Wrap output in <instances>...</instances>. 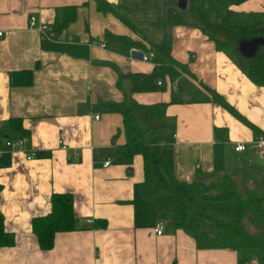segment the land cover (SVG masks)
I'll use <instances>...</instances> for the list:
<instances>
[{"label": "crops", "instance_id": "1", "mask_svg": "<svg viewBox=\"0 0 264 264\" xmlns=\"http://www.w3.org/2000/svg\"><path fill=\"white\" fill-rule=\"evenodd\" d=\"M105 1L135 21L141 34L99 10L95 0H0V214L14 237L12 246L0 247V264H264V257L243 262L232 249L204 248L199 235L176 227L182 199L159 169L156 182L145 181L141 155L118 159L123 119L105 108L112 102L165 103L164 116L153 121L166 126L155 129L153 139L159 156L172 152L176 178L218 181L226 175L243 197L259 192L264 204V154L254 146L264 136V86L195 25L171 26L166 33L146 27L145 17L130 12L149 0ZM64 6H75L76 18L53 33ZM235 8L264 12V0H241ZM30 16L48 25V34L31 28ZM165 34L172 57L186 70L158 79L163 87L156 90L131 91V76L150 77L154 63L134 58L133 46L118 38L159 41ZM11 118H20L28 133L23 147H6L9 137H1ZM237 143L245 149L236 151ZM52 193L72 196L78 229L56 233L52 248L42 250L31 222L50 212ZM223 202L231 208L217 207ZM198 205L224 218L234 211L231 201ZM187 218L212 235L209 219ZM157 223L164 226L160 235L153 232Z\"/></svg>", "mask_w": 264, "mask_h": 264}, {"label": "trees", "instance_id": "2", "mask_svg": "<svg viewBox=\"0 0 264 264\" xmlns=\"http://www.w3.org/2000/svg\"><path fill=\"white\" fill-rule=\"evenodd\" d=\"M99 10L111 11L116 14L135 33H140L135 21L118 13L115 8L105 0H95ZM173 0L167 9V23L170 26L191 23L199 28L208 39L214 42L216 48L226 53L239 67L244 70L248 78L255 84L264 86V44L258 48L257 53L245 59L238 51L241 41L254 37L264 38V12L244 11L235 8L241 0H187V7L181 11L173 7ZM199 1V6H196ZM193 17H199L206 23V29L189 20L184 13ZM212 15V19L208 16ZM189 17V16H188ZM76 18L75 6H64L57 10L51 32L58 33L66 28ZM50 31V30H49ZM139 35V34H137ZM159 41H154L146 36L142 39L132 40L127 37H116L130 48L137 47L144 52H152L154 72L148 77L144 75L131 76L130 90L143 92L156 90L163 87L156 81L168 76L171 79L177 77L180 71H185V66L178 64L171 55V45L168 35ZM107 36V34H106ZM147 41L148 45L146 44ZM155 80L151 85L149 79ZM214 99L217 95L212 93ZM219 100V99H218ZM230 110L235 116L238 113ZM165 103H156L152 106H144L135 102L107 103L108 111L118 112L123 119L125 142L116 146V155L120 160H130L135 155H141L144 163V178L147 182L157 181V170H161L167 179V188L182 199L181 210L174 215V225L189 234H197L202 239L204 248H229L238 254L239 260L245 262L253 258L264 257V204L263 196L259 192L248 191L245 198L237 190L236 184L223 175L220 180L211 182L205 186L201 181H179L174 174L172 152L167 149L164 156L157 154L156 143L153 139L155 129L153 124L156 118L164 116ZM8 126L1 132V137L8 135L13 138L27 137L28 133L22 128L20 118H11ZM8 139V138H7ZM215 184L224 186L214 190ZM231 201L234 203V211L230 218L216 214L215 210L207 212L198 203ZM51 210L45 215L32 219L31 226L38 246L42 250L52 248L54 236L58 232L73 231L78 229V221L74 214L72 196L68 193H52ZM193 214L206 217L211 221L212 235H207L204 230L195 227L188 221V215ZM101 227L105 223H101ZM14 237L4 229V220L0 214V247L12 246Z\"/></svg>", "mask_w": 264, "mask_h": 264}, {"label": "rangeland", "instance_id": "3", "mask_svg": "<svg viewBox=\"0 0 264 264\" xmlns=\"http://www.w3.org/2000/svg\"><path fill=\"white\" fill-rule=\"evenodd\" d=\"M172 2L174 3L173 4L174 9L176 11H178V9L176 7L177 0H173ZM145 5L146 6L142 7L141 9H138V10L135 9V10H133L131 12L129 11V12L130 13H134V14L135 13H138V14H141V16L145 17L146 18V21H147L146 27H149V28H152V29L154 28L155 29L158 26L159 28H161L163 30V33H166V29H170L171 28V26L166 22V18H167V8L169 6V3H167V0H155V1L154 0H149L148 2L145 3ZM154 6H155V8H156V10L158 12L157 11H154L153 12V15L148 17L147 14L149 13V9L154 8ZM196 6L197 7L199 6V1H196ZM130 15L132 16V18L134 17L132 14H130ZM184 15H186L189 20L193 21L194 23H196L199 26H201L204 29H206L207 23L203 19H200L197 16L196 17H193V16H191V14H189L187 12H185ZM208 17L210 19H212V15L211 16H208ZM150 24L153 25V26H151ZM156 38H160V37L158 36ZM201 182L205 186H208V185L211 184V182H214L215 183L216 181H209L208 179H204ZM222 187L224 188V186H219V185L215 184L214 190L216 191V190L222 189ZM243 198H245V197H243ZM221 206H222L223 211H225L228 208H231L232 203L223 202V203H220V204L217 205V207H221ZM229 213L230 214L225 213L227 215V218H230L232 216V214H231L232 212H229Z\"/></svg>", "mask_w": 264, "mask_h": 264}, {"label": "built area", "instance_id": "4", "mask_svg": "<svg viewBox=\"0 0 264 264\" xmlns=\"http://www.w3.org/2000/svg\"><path fill=\"white\" fill-rule=\"evenodd\" d=\"M28 24L31 28H35L37 29L39 32H41L43 35H46L47 32L49 31L50 27L46 24H38L36 21V18L34 16H30V18L28 19ZM2 34V32H0V35ZM101 46H104L103 44H101ZM135 52H140L142 53V59L146 60V61H151V59L153 58V54L152 53H148V52H143L141 51L139 48L137 47H132L131 48V54L133 55V53ZM161 82L158 81L157 84H160ZM94 119L98 120L99 119V114H94ZM24 139L23 138H17L14 141L11 140H5L4 144L6 147H11L13 145H19V146H24ZM60 145L62 146L63 149H66L67 147L63 144L62 141L59 142ZM254 146L257 149L259 154H264V136H258L257 138L254 139ZM234 149L236 151H242L245 149V145L243 143H237L234 146ZM32 157V152H30L27 156V159H30ZM109 160H105L103 162V166H107L109 164ZM163 224L162 223H157L154 228H153V232L157 235H160L163 232Z\"/></svg>", "mask_w": 264, "mask_h": 264}, {"label": "water", "instance_id": "5", "mask_svg": "<svg viewBox=\"0 0 264 264\" xmlns=\"http://www.w3.org/2000/svg\"><path fill=\"white\" fill-rule=\"evenodd\" d=\"M177 7L184 11L187 7V0H177ZM264 44V38L263 37H254L251 39L243 40L238 45V51L239 53L245 58H251L253 57L257 51L258 48ZM134 58L142 59V53L135 52L133 53ZM166 123H159V124H153V128L157 129L159 127H165Z\"/></svg>", "mask_w": 264, "mask_h": 264}, {"label": "bare ground", "instance_id": "6", "mask_svg": "<svg viewBox=\"0 0 264 264\" xmlns=\"http://www.w3.org/2000/svg\"><path fill=\"white\" fill-rule=\"evenodd\" d=\"M29 18H30V17H29ZM49 30H50V29H49ZM48 32H49V31H48ZM48 32H47V34H48ZM1 35H2V34H1ZM1 35H0V36H1ZM148 53H152V52H148ZM152 54H153V53H152ZM158 81H159V80H158ZM158 81H157V82H158ZM157 82H156V83H157ZM160 82H161V81H160ZM160 84H161V83H160ZM160 84H158V85H160ZM95 114H98V113H95Z\"/></svg>", "mask_w": 264, "mask_h": 264}]
</instances>
